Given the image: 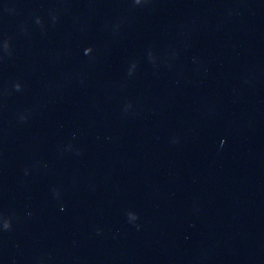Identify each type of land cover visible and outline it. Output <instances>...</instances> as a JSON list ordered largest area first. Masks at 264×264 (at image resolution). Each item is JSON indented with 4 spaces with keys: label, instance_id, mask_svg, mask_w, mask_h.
<instances>
[{
    "label": "water",
    "instance_id": "obj_1",
    "mask_svg": "<svg viewBox=\"0 0 264 264\" xmlns=\"http://www.w3.org/2000/svg\"><path fill=\"white\" fill-rule=\"evenodd\" d=\"M264 110V0H0V264Z\"/></svg>",
    "mask_w": 264,
    "mask_h": 264
}]
</instances>
